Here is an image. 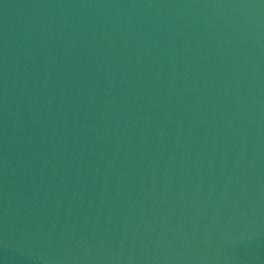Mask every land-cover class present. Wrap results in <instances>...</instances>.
Instances as JSON below:
<instances>
[{
    "label": "water",
    "instance_id": "1",
    "mask_svg": "<svg viewBox=\"0 0 264 264\" xmlns=\"http://www.w3.org/2000/svg\"><path fill=\"white\" fill-rule=\"evenodd\" d=\"M0 264H264V0H0Z\"/></svg>",
    "mask_w": 264,
    "mask_h": 264
}]
</instances>
